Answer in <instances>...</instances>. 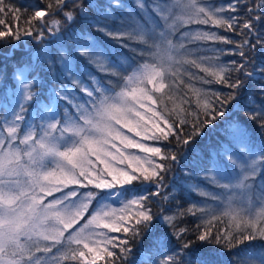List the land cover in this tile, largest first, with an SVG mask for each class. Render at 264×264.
Returning a JSON list of instances; mask_svg holds the SVG:
<instances>
[{
    "label": "snow or ice",
    "instance_id": "6c2138e0",
    "mask_svg": "<svg viewBox=\"0 0 264 264\" xmlns=\"http://www.w3.org/2000/svg\"><path fill=\"white\" fill-rule=\"evenodd\" d=\"M29 7L0 0V264H264L233 252L264 240V0Z\"/></svg>",
    "mask_w": 264,
    "mask_h": 264
},
{
    "label": "trees",
    "instance_id": "16d2710c",
    "mask_svg": "<svg viewBox=\"0 0 264 264\" xmlns=\"http://www.w3.org/2000/svg\"><path fill=\"white\" fill-rule=\"evenodd\" d=\"M33 2H35V0H5L6 4H11L13 7L21 9V12H22V17H21V20H20V26L21 27L25 26L23 21L32 12V9L30 7L27 8V10L25 11V7H26V5L31 4ZM123 2H124V4L131 6L132 10H135V0H123ZM221 2L226 3L227 0H216L217 4H219ZM118 14H123V10H121L120 13H118ZM0 18L6 19L7 22L10 25L14 23L10 14L7 15V16H4V17H0ZM57 18H60V17H57ZM74 27H79V25H74ZM185 27H188V26H185ZM192 27L195 28V27H198V26L192 25ZM199 27H205V26H199ZM261 31H264V29H261ZM221 34L222 35H228L233 40H236V41H239L241 39V37L235 35L234 33H224L221 30ZM47 35H49V34L46 33V36ZM219 46L220 47H224V48L234 47L233 45H223V44H221ZM223 59L225 61H229V60H232V59H237L238 60L239 57L238 56H225V57H223ZM258 59H259V57H257V60ZM12 71H13V66H12L11 62L8 63L6 68H5V66L3 64H0V73H6L7 77L9 78L7 81H3L2 79H0V82H10V77H11ZM193 71H197V70L194 69ZM200 75H203V73H200ZM188 83H189V81L187 80V78H185V85H181V91H182V93H187L189 97H192L194 99V95H193L192 91L186 86ZM191 83L193 84L194 87H205V88H209V89H212V90H224L223 86L222 85H218V84L202 85V84H200L197 81H191ZM2 91H3V89L0 88V92H2ZM167 103H168L169 109H171L173 107V103L171 101H167ZM192 107L194 108L195 105L192 104ZM5 135H6V133H5ZM129 135H132V134L129 133ZM137 139H139V138L137 137ZM145 143H149L152 146H160L159 144H155L152 141H145ZM203 143L204 142L202 141L201 145ZM136 151H138V150H136ZM140 155H143V154L140 153ZM176 175H177L178 179H183V176H182L181 173H177ZM257 179H259V177ZM166 180L168 182H171L172 181V177L171 176L166 177ZM195 182L200 183V184L204 183V181H202V180L195 181ZM134 184H135V182H134ZM136 186L138 187V185H136ZM206 187H208L209 190H211V191H216V192L221 191L220 189L212 188L209 185H206ZM54 195H59V194L56 193ZM191 197H192L193 200H196V201H200V200L203 199L202 197L196 195L195 193H192ZM155 199L156 198H153V200H155ZM181 204H183L184 207H188V204L184 200H181ZM215 204H216V202L209 200V205L210 206H213ZM172 206L174 207V204ZM165 207H167V205ZM151 208H152L153 212H156V211L159 210V208H158V206H157V204L155 202H153L151 204ZM199 223H200V221L198 219L189 216V217H186L185 223H184L183 226L188 227L189 229H195L196 225L199 224ZM212 227H213L214 231H217V230L228 231V230H230L231 228L234 227V223L232 221H230L229 218L222 217L220 220L213 221ZM113 235H116V234H113ZM120 235H123V234L121 233ZM261 246H264V240L256 239V240H253L251 242H245L244 244L240 245L239 247L233 249V252L235 254L243 256V255H245L247 253H254ZM116 251L118 252L119 250L116 249ZM89 258H91V257L89 256ZM67 264H74V262H67ZM97 264H104V261H98ZM244 264H259V261L258 260L245 261Z\"/></svg>",
    "mask_w": 264,
    "mask_h": 264
},
{
    "label": "rangeland",
    "instance_id": "374dc122",
    "mask_svg": "<svg viewBox=\"0 0 264 264\" xmlns=\"http://www.w3.org/2000/svg\"><path fill=\"white\" fill-rule=\"evenodd\" d=\"M169 2H171V0H169ZM131 151H136L135 149H133V150H131ZM136 152H138V151H136Z\"/></svg>",
    "mask_w": 264,
    "mask_h": 264
}]
</instances>
